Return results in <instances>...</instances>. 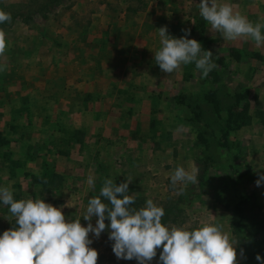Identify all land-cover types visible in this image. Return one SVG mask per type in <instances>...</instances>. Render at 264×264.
<instances>
[{
    "label": "rangeland",
    "instance_id": "obj_1",
    "mask_svg": "<svg viewBox=\"0 0 264 264\" xmlns=\"http://www.w3.org/2000/svg\"><path fill=\"white\" fill-rule=\"evenodd\" d=\"M44 1L0 0V10L30 16L28 23L16 18L0 27L7 43L0 56V186L10 184L16 200L44 199L87 226L88 199L99 195L104 180L117 185L127 180L129 195L141 197L142 206L152 199L172 210L166 226L191 230L220 224L238 243L237 264H260L256 255L264 258V227H251L249 219L257 210L253 205L264 217L263 183L256 186L264 173V46L212 32L199 13L201 0H144L136 11L137 0H62L43 12ZM217 3L264 23V0ZM99 9L108 15L104 37L112 40L108 100L101 90L92 92L97 60L92 48L85 49L92 12ZM162 26L175 38L190 29L188 38L197 40L202 52L212 51L216 67L206 78L194 62L171 74L161 71L154 55ZM72 32L81 43H74ZM134 36L140 41L133 43ZM72 52L64 68L58 60ZM178 166L198 169L197 183L173 186ZM90 174L94 188L87 184ZM36 179L48 181L42 185ZM235 204L242 209L241 221ZM16 226L9 206L0 202V235ZM108 236V230L99 238L89 233L97 264H139L117 259ZM161 251L149 264H159Z\"/></svg>",
    "mask_w": 264,
    "mask_h": 264
},
{
    "label": "clouds",
    "instance_id": "obj_2",
    "mask_svg": "<svg viewBox=\"0 0 264 264\" xmlns=\"http://www.w3.org/2000/svg\"><path fill=\"white\" fill-rule=\"evenodd\" d=\"M200 15L206 20L212 32L220 33L223 40L235 41L251 39L256 47L264 46L261 29L264 23H253L235 11L229 3L217 0H201L198 5ZM11 15L0 10V24L10 23ZM158 30L161 48L155 52L154 60L165 73H174L181 65L195 63L206 78L216 67L211 62L212 51L202 52L201 44L189 39L190 29L185 35L175 38L168 33L167 26ZM7 48L6 37L0 30V56ZM4 66L0 65V71ZM198 169L191 171L178 166L171 175V183H197ZM91 174L87 184L95 187ZM129 183L117 185L113 179H105L99 195L88 199L83 219L69 220L61 208L46 203L44 199H14L11 185L0 186V202L9 206L15 217L16 227L3 231L0 235V264H97L98 251L89 233L99 238L108 230V239L113 241L112 251L117 259H136L139 264H149L156 256L159 264H237L238 243L223 231V226L206 222L189 230L183 226H166L162 223L164 209L147 199L144 206L137 209L135 198L129 195ZM264 183V173L259 175L256 186ZM110 203H105L104 200ZM96 218L95 226L92 220ZM108 219L110 224L105 223ZM243 255V250H241ZM256 260L264 264L259 254Z\"/></svg>",
    "mask_w": 264,
    "mask_h": 264
},
{
    "label": "crops",
    "instance_id": "obj_3",
    "mask_svg": "<svg viewBox=\"0 0 264 264\" xmlns=\"http://www.w3.org/2000/svg\"><path fill=\"white\" fill-rule=\"evenodd\" d=\"M98 5L100 6V4H98ZM101 8L102 7L100 6V9ZM100 9L98 10V12L97 11L92 12V31H90V33L86 34L87 37H90V36L91 37H90V41L88 43H86L85 49L92 48L91 49L92 50V60H94V59L97 60V63H95V64L92 61V92H95L96 90H101V93L103 92L102 94L104 95V97L102 99L108 100L109 96L107 95V92H108L107 90L110 87L113 88V86H112L113 83L110 86V83H111V81H110L111 77L110 76L113 75V73H112V71H111V73L107 72V69L110 68L109 66L111 65V67H112V63L110 62L111 58L108 56V54H110V52H111L108 48H110V45L112 44V40H110L109 37H107V39H105V37H104V35H105L104 31L107 29V32H109V27H107L108 15L105 12H102ZM118 22L121 23V22H125V21L120 22V20H118ZM126 23H130V22L126 21ZM128 26L130 28L129 24H128ZM67 35L69 36L70 33H67ZM72 35L75 39L74 43H81L82 42L83 39H79V38L77 39L76 32H72ZM107 36H109V35L107 34ZM133 41H134L133 43H137L138 41H140V39L136 40V37L134 36ZM33 45H35V43ZM73 46H74L73 50H75L77 45L75 44ZM48 48L49 47H47L46 50H48ZM117 51L119 53L120 50H117ZM113 52H115V50ZM128 53H130V50H128ZM138 54H139V51L136 50V55L139 56ZM119 56L120 55L117 54L116 58H118ZM140 56L142 57V55H140ZM73 57H74V53L72 52L67 57L63 56V58L61 60H58V61L62 62L63 63L62 66L64 68H66V66L68 67L69 61L73 60ZM74 72H76V68H75ZM120 86L121 85L118 84L115 87L118 89ZM111 95L113 97H116V95H114V93ZM112 96H110V97L112 98ZM263 193H264V183H263Z\"/></svg>",
    "mask_w": 264,
    "mask_h": 264
},
{
    "label": "trees",
    "instance_id": "obj_4",
    "mask_svg": "<svg viewBox=\"0 0 264 264\" xmlns=\"http://www.w3.org/2000/svg\"><path fill=\"white\" fill-rule=\"evenodd\" d=\"M62 0H46L44 1L41 5H40V10H43V12H46V11H49L50 9L54 8L55 6H57L58 4H60ZM145 4V1L144 0H137V5L136 7H134L132 10L133 11H136L138 9H140L143 5ZM12 17L11 19V22L10 23H3V24H0V27H6L7 25L9 26L13 20H15L16 18H18L19 20H21L23 23H28V21L30 20V16L28 17V14L27 15H24L22 14V12L20 11H16V12H13V13H9ZM7 26V27H8ZM81 134V133H79ZM1 141V139H0ZM51 176H54L56 177L57 175L56 174H52ZM48 180L44 179H36L35 182L36 183H40V184H45ZM135 198V204L132 205L133 207H136L137 209H139L140 207H142V201L143 199L140 197H137V196H133ZM252 204V203H251ZM256 207V213H252L250 211V221H249V224L250 226H254L255 228H261V227H264V217H262L261 215V212L258 210L259 209V206L257 205H253ZM164 209V207H163ZM242 209H240L238 207V204H235L234 207H233V212L238 216V219L241 221V219L243 218V213L241 212ZM164 212H165V215L162 217V223L168 221L169 218H171L173 216V212L172 210H167L164 209ZM169 216V218H168ZM162 250V248H161Z\"/></svg>",
    "mask_w": 264,
    "mask_h": 264
}]
</instances>
